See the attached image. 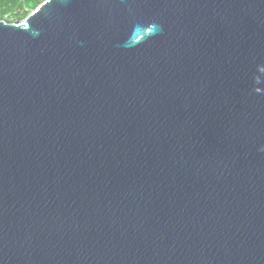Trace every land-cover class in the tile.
I'll return each instance as SVG.
<instances>
[{
  "label": "water",
  "instance_id": "1",
  "mask_svg": "<svg viewBox=\"0 0 264 264\" xmlns=\"http://www.w3.org/2000/svg\"><path fill=\"white\" fill-rule=\"evenodd\" d=\"M0 264H264V0L0 19Z\"/></svg>",
  "mask_w": 264,
  "mask_h": 264
},
{
  "label": "trees",
  "instance_id": "2",
  "mask_svg": "<svg viewBox=\"0 0 264 264\" xmlns=\"http://www.w3.org/2000/svg\"><path fill=\"white\" fill-rule=\"evenodd\" d=\"M42 0H0V19L10 21L25 17Z\"/></svg>",
  "mask_w": 264,
  "mask_h": 264
}]
</instances>
